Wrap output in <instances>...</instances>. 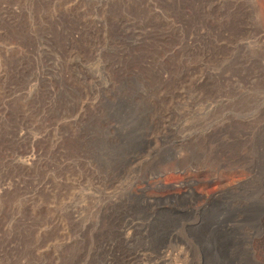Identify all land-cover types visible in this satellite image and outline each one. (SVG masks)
Returning <instances> with one entry per match:
<instances>
[{"label":"rangeland","instance_id":"rangeland-1","mask_svg":"<svg viewBox=\"0 0 264 264\" xmlns=\"http://www.w3.org/2000/svg\"><path fill=\"white\" fill-rule=\"evenodd\" d=\"M263 248L264 0H0V264Z\"/></svg>","mask_w":264,"mask_h":264},{"label":"bare ground","instance_id":"bare-ground-1","mask_svg":"<svg viewBox=\"0 0 264 264\" xmlns=\"http://www.w3.org/2000/svg\"><path fill=\"white\" fill-rule=\"evenodd\" d=\"M210 200L211 199V196H207L206 197V200ZM263 251H264V248H263ZM262 251V254H261V262L264 264V252Z\"/></svg>","mask_w":264,"mask_h":264}]
</instances>
